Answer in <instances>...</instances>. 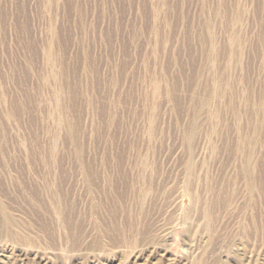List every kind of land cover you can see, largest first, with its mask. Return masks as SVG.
I'll use <instances>...</instances> for the list:
<instances>
[{"label": "rangeland", "instance_id": "374dc122", "mask_svg": "<svg viewBox=\"0 0 264 264\" xmlns=\"http://www.w3.org/2000/svg\"><path fill=\"white\" fill-rule=\"evenodd\" d=\"M0 264H264V0H0Z\"/></svg>", "mask_w": 264, "mask_h": 264}]
</instances>
